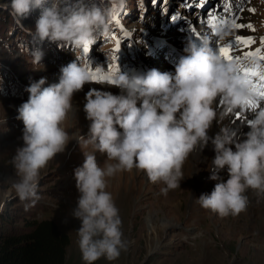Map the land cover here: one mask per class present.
I'll use <instances>...</instances> for the list:
<instances>
[{"label":"clouds","instance_id":"clouds-1","mask_svg":"<svg viewBox=\"0 0 264 264\" xmlns=\"http://www.w3.org/2000/svg\"><path fill=\"white\" fill-rule=\"evenodd\" d=\"M46 2L10 0V8L21 19L42 8L32 32L34 38L71 50L95 44L98 35L107 33L114 12L104 0L99 4L73 0L63 5L52 0L45 6ZM120 2L111 0V5ZM257 3L264 16V0ZM229 29L230 25L223 26L216 33L223 40ZM258 29L264 30V18L259 20ZM184 53L174 73L151 69L144 75L129 76L119 72L113 78L119 94L90 88L83 103L89 121L86 135L77 137L64 126L70 115L78 112L74 95L91 80L87 67L77 59L60 68L57 83L45 86L46 77L31 81L26 88L27 101L16 109V119L23 123V146L11 158L15 175L9 180L19 201L34 204L39 199L41 170L64 153L73 138L93 149L83 153L82 165L74 170L79 195L71 215L80 221L77 245L84 264H95L101 258L115 261L127 250L119 209L107 191L109 178L120 172L138 169L151 183L163 184L161 194L167 195L180 187L190 155L211 143L215 155L210 179L217 183L196 203L226 217L247 209L249 190L264 197V109L252 113L243 138L239 130L228 126L209 136L213 122H219L214 107L217 98H222L226 111L243 108L251 85L237 74L236 62L221 59L208 37L199 42L189 39ZM41 58L39 52L34 62L40 64ZM97 151L107 157L103 166L97 162ZM225 169L226 180L219 175ZM28 206L25 203L26 209ZM4 207L0 202V212Z\"/></svg>","mask_w":264,"mask_h":264},{"label":"rangeland","instance_id":"rangeland-1","mask_svg":"<svg viewBox=\"0 0 264 264\" xmlns=\"http://www.w3.org/2000/svg\"><path fill=\"white\" fill-rule=\"evenodd\" d=\"M128 1L131 4V0ZM132 1L136 7L138 0ZM177 1L182 0L173 1L176 8ZM219 1L214 0L213 4ZM51 2L47 0L45 6ZM58 2L63 5L73 0ZM91 3L99 4L100 0H91ZM151 3L152 0H148V4H144L147 9L145 14H140L137 9L135 13L140 20L153 18L157 24L164 11L161 6L154 10ZM104 4L109 5L107 1ZM246 4L249 7L241 15V20L248 18L254 24L262 18L257 10V0L247 1ZM109 6L113 7L111 4ZM249 8H255L256 11L250 12ZM41 11L42 8L34 9L27 18L21 19L11 12L10 0H0V202L5 205L0 212V224L6 232L11 227L25 232L28 223L33 220H51L61 233L69 237L64 264H84L77 245L76 230L80 227V221L71 212L76 207L79 195L75 187L74 170L82 165L83 153L93 151L92 147H84L73 138L65 152L57 154L41 170L39 199L34 204L19 201L10 189L9 178L15 175L11 158L16 149L23 146V123L16 119V109L28 99L26 88L31 81L41 77L47 78L45 86L57 81L62 63L67 65L66 61L70 63V60H75V55H70L72 59L64 56L57 42H40L34 38L32 32ZM261 36H264V30ZM105 45L106 39L101 48ZM39 52L42 56L40 64L34 62ZM100 54L107 55L104 51ZM76 59L81 63L79 57ZM93 86L85 85V89L74 95L73 104L81 110L70 115L64 124L77 137L87 134L83 103L85 93ZM108 88L113 94L119 93L112 87ZM81 114L84 119L78 124ZM5 117L6 124L3 123ZM78 129L82 133L79 134ZM95 155L98 164L103 166L106 155L98 151ZM192 155L183 166L184 179L180 187L170 190L167 195L161 194L163 184L147 183L144 180L145 173L135 168L109 178L107 191L111 192L119 209L122 232L128 247L117 260L109 262L101 258L97 264H264V197H258L255 191L249 190V205L237 216L220 217L202 208L196 199L203 193H211L209 183L213 186L217 183L215 180L210 181L209 172L213 170L211 160L215 153L205 148L200 159L193 160ZM192 164L202 168L201 176L193 177ZM219 175L224 180L228 178L226 171L224 175ZM115 177L117 180H114ZM208 177L210 182L207 181ZM193 178L198 185L194 191ZM25 203H29L27 209ZM149 215L152 222H149Z\"/></svg>","mask_w":264,"mask_h":264},{"label":"snow or ice","instance_id":"snow-or-ice-1","mask_svg":"<svg viewBox=\"0 0 264 264\" xmlns=\"http://www.w3.org/2000/svg\"><path fill=\"white\" fill-rule=\"evenodd\" d=\"M157 3H160L162 10L167 13V9L163 7L167 3V0H152V4L154 6ZM182 3L188 4L190 3V0H182ZM206 3L207 0H204V3H201V0H195V6L200 8L205 7ZM243 10V7L237 9V11ZM248 11L255 12L256 9L249 8ZM172 19L176 20L177 16L174 15ZM212 19L214 29L216 26L217 19L215 16ZM116 23L120 25L119 19L116 20ZM218 23L220 27L230 25V28L234 30L247 29L252 33L256 31V28L253 24L239 22L237 17H233L230 23L225 19H220ZM120 26L123 30V26ZM193 31L197 30L193 29ZM124 35L130 36L131 33L124 31ZM111 39L115 41V48L113 50L112 60L116 61L118 60V55L116 53H118L120 49L121 41L116 36H112ZM82 51L86 57H89L91 47L86 45L82 49ZM216 52L224 61L235 60L238 66L237 74H243V77L251 85L250 95L245 101L248 113H253L254 111L264 109V36L259 37L257 40V38L252 35L245 36L239 33H235L226 44L219 46L216 49ZM255 61H259V63H255ZM104 67L106 68V72L103 74L99 73V69H97L96 71H92L91 67H89V75L91 77V80L93 82L107 81L108 83L114 85L115 81L113 77L119 71V67L115 63L106 64V66ZM252 77L257 78L256 83L252 82ZM253 92L257 93L256 98L253 97ZM222 102V98H219L217 101V106H219V104ZM232 111L233 110H229V113H231ZM235 122H244L248 124L249 119L246 118L245 113L241 112L240 110H236Z\"/></svg>","mask_w":264,"mask_h":264},{"label":"trees","instance_id":"trees-1","mask_svg":"<svg viewBox=\"0 0 264 264\" xmlns=\"http://www.w3.org/2000/svg\"><path fill=\"white\" fill-rule=\"evenodd\" d=\"M28 224L25 232L0 224V264H64L69 237L51 220Z\"/></svg>","mask_w":264,"mask_h":264},{"label":"bare ground","instance_id":"bare-ground-1","mask_svg":"<svg viewBox=\"0 0 264 264\" xmlns=\"http://www.w3.org/2000/svg\"><path fill=\"white\" fill-rule=\"evenodd\" d=\"M232 32V31H231ZM230 37V34L226 37V39H228ZM164 65H166L165 63H163ZM149 69V68H148ZM53 83L54 82H58V80L57 81H52ZM93 86V85H92ZM97 86H100V85H96V86H93L92 87V89L94 88V89H98V90H106V91H111L108 87H101V88H98ZM91 87V86H90ZM83 89H85V87L83 88ZM116 91V90H115ZM119 94V93H118ZM75 98V97H74ZM218 99L219 98H217V100H216V102H215V105H214V107L216 108V111H217V113H218V118H219V122H216V121H214L213 122V125H212V127L210 128V130H209V136H214L217 132H219V130H220V127H222V126H225V125H228L229 127H232V128H235V129H237V130H239V134H240V136H241V138H243V134L244 133H246L248 130H249V127H247L246 126V123H244V122H235V112H236V110H240L241 112H243V113H245V115H246V118L247 119H251L252 118V113H248V110H247V107H246V105L243 107V108H237V109H235V110H233L231 113H229V111H226V109H225V106H224V104H223V102L222 103H220L219 104V106H217V101H218ZM75 104V103H74ZM77 108H78V112L81 110L80 109V107L79 106H76ZM221 113H223V115L221 116L220 114ZM82 118H83V116H82V114L80 115V117L78 118V119H80L79 121H78V124L79 123H81V121H82ZM84 119V118H83ZM84 122L86 123V124H88L89 125V121H87L86 119H84ZM86 130V129H85ZM78 132H79V134L80 133H82V130L81 129H78ZM71 144V143H70ZM205 148H210L211 150H212V152H214L213 151V146H212V144L211 143H209ZM205 148L202 150V151H200L199 149L198 150H196V151H194L192 154V157H193V160H197V159H200L202 156H203V152H204V150H205ZM191 168H192V170H193V177H195V176H201L200 175V173H201V167L199 168H196V167H194V164H192V166H191ZM225 171H226V169L225 170H223L222 172H220V173H222V175H224V173H225ZM227 172V171H226ZM219 173V174H220ZM121 174V172L120 173H118L117 175H120ZM202 174V173H201ZM144 175V174H143ZM117 177V176H116ZM116 177H115V179L114 180H117L116 179ZM226 177V176H225ZM227 178V177H226ZM144 180L147 182V183H149L150 181L148 180V178H147V176H146V174L144 175ZM212 179H210V181H211ZM208 182H210L209 181V177H208V180H207ZM192 183H193V185H194V187H193V191H194V189H195V187H197L198 188V185H197V181H195V179L193 178V181H192ZM210 184V186H209V189H211V190H213V188H214V186H213V184H211V183H209ZM149 222H152L151 221V215H149Z\"/></svg>","mask_w":264,"mask_h":264}]
</instances>
